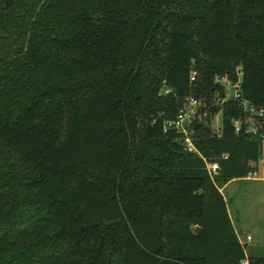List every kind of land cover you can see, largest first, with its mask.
I'll list each match as a JSON object with an SVG mask.
<instances>
[{
	"label": "trees",
	"instance_id": "1",
	"mask_svg": "<svg viewBox=\"0 0 264 264\" xmlns=\"http://www.w3.org/2000/svg\"><path fill=\"white\" fill-rule=\"evenodd\" d=\"M191 96L198 153L166 127ZM240 100L264 105V0H0V264H240Z\"/></svg>",
	"mask_w": 264,
	"mask_h": 264
},
{
	"label": "rangeland",
	"instance_id": "2",
	"mask_svg": "<svg viewBox=\"0 0 264 264\" xmlns=\"http://www.w3.org/2000/svg\"><path fill=\"white\" fill-rule=\"evenodd\" d=\"M235 88L229 87L227 93L233 95ZM222 125V114L219 112L212 120V127L218 130ZM258 176L264 175V154L258 163ZM227 200L228 210L236 228L238 237L246 240L247 255L264 253V180L242 178L229 181L221 188Z\"/></svg>",
	"mask_w": 264,
	"mask_h": 264
},
{
	"label": "built area",
	"instance_id": "3",
	"mask_svg": "<svg viewBox=\"0 0 264 264\" xmlns=\"http://www.w3.org/2000/svg\"><path fill=\"white\" fill-rule=\"evenodd\" d=\"M191 80L194 79V73L191 75ZM226 90L231 86L235 88L233 95L226 93L225 100L228 98L238 97L239 82L231 83L226 78L219 79ZM217 104L223 103L217 101ZM206 103L196 97H188L183 106L179 109L178 114L175 119L168 121L166 127H172L180 136V140L184 148L189 152H196L198 150L194 143V135L196 132V122L201 120L206 114ZM240 107L243 112V116L233 120L234 128L237 132L243 131L246 134H251L259 136L262 139V154H264V105H255L247 100H240ZM218 133V132H217ZM206 169L211 176L215 178L219 173V166L217 162L206 161ZM257 176V171L255 173H250L245 178H255ZM250 235L246 237V240L239 238L240 243L245 247L249 243ZM240 264H250L249 258L246 252V257L241 260Z\"/></svg>",
	"mask_w": 264,
	"mask_h": 264
},
{
	"label": "crops",
	"instance_id": "4",
	"mask_svg": "<svg viewBox=\"0 0 264 264\" xmlns=\"http://www.w3.org/2000/svg\"><path fill=\"white\" fill-rule=\"evenodd\" d=\"M255 178H258V179H261V180H264V175L263 176H256ZM227 184V183H226ZM225 184V185H226ZM225 185H223L221 188H223V187H225ZM221 188H220V190H221ZM229 213H230V211H229ZM231 216V215H230ZM235 230H236V228H235Z\"/></svg>",
	"mask_w": 264,
	"mask_h": 264
}]
</instances>
